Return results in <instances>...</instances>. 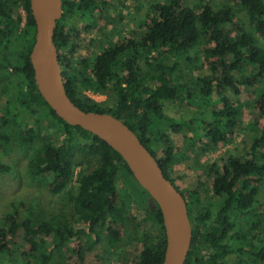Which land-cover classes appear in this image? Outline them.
Wrapping results in <instances>:
<instances>
[{
  "label": "trees",
  "instance_id": "1",
  "mask_svg": "<svg viewBox=\"0 0 264 264\" xmlns=\"http://www.w3.org/2000/svg\"><path fill=\"white\" fill-rule=\"evenodd\" d=\"M20 1L24 17L15 8L16 0H0V74L7 73L8 78L11 77L2 85L0 92L6 94L10 87L13 88L9 98L17 107L32 115L42 114L57 121L64 137L59 140L44 137L34 123L15 132L8 127L9 120L15 114L0 115V144L6 150L13 136L20 139L21 146H30L41 140L38 147L41 162L37 160V156H32L28 160V168L32 169L33 176L49 172L51 180L48 191L54 195L66 191L73 220L85 225L80 227L62 222L58 218L60 213L52 217L53 221H48L43 212H30L29 218L21 222H16L12 216L6 217L4 224L8 227L7 232L13 234L16 228H20L21 243L28 242L31 249L42 248L45 242L44 239L36 242L37 236L52 234L54 244L47 253L40 254L45 263L53 259L55 252L60 257L59 252L65 243L80 233L88 238L93 234L96 240L104 237L110 247H117L120 227L126 220L127 212L131 206L141 205L142 219L149 223L150 228L145 233L147 238L137 236V239L143 240L144 246L134 264H160L165 249V233L162 213L157 204L148 206L150 195L136 182L117 151L79 125L65 122L41 96L29 59L34 42L35 21L30 1ZM65 1L75 11L78 0ZM226 1L238 2L241 8L246 9L249 24L264 39V1ZM78 2L80 9H89L93 4L92 0ZM152 10L156 16L151 18L141 40H136L133 46V49L141 51L144 56L141 58V62L145 64L142 70L138 57L133 58L134 51L129 49L131 46L122 49L110 41L107 46L99 47L89 60L93 73L91 77L84 70L71 69L69 62L61 56V51L67 45L63 32V15L56 21L53 37L61 66H66L68 70L65 88L70 99L84 110L110 113L122 120L154 155L163 174L173 183L169 176V166L177 154L170 146V140L193 120L163 115L162 99H173L183 94L187 100L194 99L199 103L205 99L208 102L212 93L221 87L228 86L238 91L239 84L252 86L257 79L264 77V45L258 44L253 33L243 27L230 3L214 8L208 3L193 7L182 3V0H163L152 4ZM202 40L212 42L210 47L203 50V59L210 63L211 74L200 75L190 68L186 73V69L181 68L178 61L167 63L166 56L171 54L181 55L184 61L188 60L189 51ZM118 63L124 66V72L115 82L112 103L88 98L84 89L108 91L112 75L118 74H113ZM246 66L255 68L246 79L232 74L234 70L243 72ZM218 67H221V71L219 75H215ZM179 74H184L186 80H180ZM225 100L227 101L221 95L218 98L220 103ZM256 103L264 112V89L258 92ZM224 104L221 109L211 113L209 120L203 117L198 119L206 126L203 138H211L216 142L217 139L225 140L226 136L235 133L234 126L238 121L240 107L231 102ZM157 122H161L163 128L154 130ZM228 159L229 163L221 169L217 166L213 169V172L218 173L213 179V189L216 195L223 197V203L215 213L207 206H195L192 204L193 197L182 193L191 223V245L185 264H227L228 255L241 251L235 245L250 232L236 228L240 224L235 219L236 214L242 219H250V228L258 226V222L252 217L255 214L253 206L258 184H264V131L260 130L252 136L244 157L229 156ZM0 170L9 171L10 167L0 164ZM117 178L128 185L126 197L118 193ZM97 226L102 227L101 231H96ZM253 238L254 234L248 241L251 243ZM262 240L261 245H253L250 254L264 263V237ZM0 251L15 258L14 251L1 243ZM27 256L26 251L21 253L26 264H36L27 260ZM54 260V264H66L60 258Z\"/></svg>",
  "mask_w": 264,
  "mask_h": 264
},
{
  "label": "rangeland",
  "instance_id": "2",
  "mask_svg": "<svg viewBox=\"0 0 264 264\" xmlns=\"http://www.w3.org/2000/svg\"><path fill=\"white\" fill-rule=\"evenodd\" d=\"M156 2H163V0H98V6L89 9L82 8L79 13L73 11L72 14H68L66 28L71 29L73 32H71L70 44L62 52L64 55H69L71 69H77L81 65V61H89L94 52H97L102 45L106 46L109 41L116 45L125 46L127 37L123 36L121 31L126 28L123 21L130 16L135 21V27H130L134 32L131 38L138 40L139 19L145 20L146 25L150 23L151 18L156 16V13L152 10V4ZM182 3L193 7H201L204 3H208L214 8L230 3L236 11L235 15L240 18L243 27L253 33L258 44L264 45V39L249 24L246 9L241 8L238 2L182 0ZM15 8L24 17L20 0H16ZM98 9H102V13H99ZM127 33L126 31L125 34ZM232 33L235 34L234 31ZM211 45L212 42L202 40L189 51L188 60L184 61L181 55L171 54L166 56V61L169 64L178 61L180 67L186 69V73H188V70L193 69L194 72L200 75L211 74L210 63L203 59V50ZM119 67L120 64L114 67L116 73H118ZM217 69L215 75H219L221 67ZM254 70L255 68L246 66L243 72L234 70L232 74L246 79ZM1 74L0 89L11 78L10 76L8 78L7 73L2 74L4 76ZM179 79L186 80L184 74H179ZM114 87L115 84L111 83L108 84V91L99 92L84 89L83 92L94 101L111 104L112 102L109 99L115 97ZM261 89H264V77L257 79L252 86L239 84L238 91L228 86L221 87L212 93L208 102L205 99L200 100L199 103L195 102L194 99L187 100L183 94L173 99H162L163 115L174 119L193 120L191 124L173 135L170 140V146L177 155H175L169 166V176L179 191L186 196L193 197L192 204L195 206L204 205L209 207L212 212H216L218 206L223 203V197L216 195L213 189V179L218 175V173L213 172L214 167L217 166L221 169L228 164L229 156L232 158L244 157L252 142V136L260 130L264 131V112L258 108L256 103L258 92ZM12 92L13 88L11 87L6 94L0 92V115L15 114V117L9 120V129L11 127L17 132L34 123L41 130L44 137L52 140H59L64 137L57 121L42 114L32 115L29 111L17 107L9 98ZM220 95L227 99L224 103H236L240 108L237 115L238 121L234 126L235 133L232 136H226L225 140L217 139L216 142H213L211 138L205 139L202 137L206 126L198 119L203 117L209 120L212 112L221 109L225 105L218 101ZM153 128L154 130L163 128L162 123H155ZM18 139L13 136L6 150L0 144V164H6L10 167L9 171L3 172L0 170V230L3 229L0 234V243L5 248L13 250L15 257L12 258L7 252L0 251V264H26L25 259L21 257V253L25 251L28 254L27 260L29 259L31 263L41 264L44 263V260L40 254L41 252L47 253L52 247L55 242L53 235L37 236L35 238L36 242L39 243L40 239H44L45 242L42 244V248L40 246V248L31 249L28 242L21 243L22 233L20 228H16L13 234L7 232L8 227L4 224L6 217L12 216L16 219V222H21L29 218L30 212L33 214L43 212L45 219L53 221L52 217L60 213L58 218L62 222L80 227L84 226L85 223L73 220L71 203H69L66 191L55 195L48 191V183L51 180L49 172H42L33 176L32 169L28 168V160L32 156L33 158L37 156V160L41 162V151L38 149L41 140L33 142L30 146H21L20 139ZM72 185L76 186L75 183ZM116 185L119 195L126 197L128 194L127 183L121 178H117ZM147 204L150 207L155 205L150 198ZM253 207L255 214L252 219L258 222L257 227L250 228V219H242L240 215H235V219L240 222L236 228L250 233L247 234L246 238L243 237L236 243V249H241V251L228 255L227 264H264L259 258L255 259L250 254L253 245L259 246L263 243L264 184H258L256 202ZM142 212L143 207L141 205L131 206L126 214L124 224L120 227V241L117 243V247H110L104 237L96 240L93 234L88 238L80 233L77 237L65 243L59 252L60 257L55 252L53 259L45 261L44 264H54V258H60L66 264H134L139 259L144 246L143 240L137 239V236L147 238L145 233L150 228L149 223L143 221ZM239 218H241L240 221ZM101 229V226L96 227V231H101ZM252 234L255 235V238L250 243L248 238ZM203 261L206 263L205 258H203Z\"/></svg>",
  "mask_w": 264,
  "mask_h": 264
},
{
  "label": "water",
  "instance_id": "3",
  "mask_svg": "<svg viewBox=\"0 0 264 264\" xmlns=\"http://www.w3.org/2000/svg\"><path fill=\"white\" fill-rule=\"evenodd\" d=\"M29 1L35 21L29 59L41 96L65 122L93 133L121 155L136 182L162 213L165 249L160 264H185L191 245V223L182 192L163 174L154 155L122 120L110 113L84 110L70 99L53 37L56 21L62 14V0Z\"/></svg>",
  "mask_w": 264,
  "mask_h": 264
},
{
  "label": "flooded vegetation",
  "instance_id": "4",
  "mask_svg": "<svg viewBox=\"0 0 264 264\" xmlns=\"http://www.w3.org/2000/svg\"><path fill=\"white\" fill-rule=\"evenodd\" d=\"M78 1H83V0H78ZM92 1H93V4L91 5V7L98 6V0H92ZM128 1H133V0H128ZM77 2L75 4L76 5L75 6L76 7L75 8V12H77L80 9V7H81V5L79 4V2L78 3ZM73 11L74 10H72L69 7V4L67 3V1L62 0V14L61 15H63V19H62V22H63V32H64V36L66 38L67 45L70 44V36H71V32H73V31H71V29L68 30L66 28V23L68 22L67 15L70 14V13L72 14ZM97 11L99 13H102V9H100V10L98 9ZM81 20H83V19H81ZM109 20H112V19H109ZM123 22H124L123 23L124 24V27H126V28L125 29L123 28V30L121 31V33H123V36L125 35L127 37V40H126L125 46H123V45L120 44V45H117V47H121V48L125 47L124 49H126L128 46H131L132 48L130 47L129 49H131V50L134 51L133 52L134 53L133 54V58L135 59V57H138V60L140 62L139 63L140 64L139 65L140 66V70H142L145 64L141 62V58H144V56L141 53V51L137 52L135 49H133V46L136 43V40L133 39V38H131V35L134 32L132 31L133 29L130 28V27H135V21L132 20V17L130 16V17H128V19H125ZM138 25H139L138 26V28H139V38H138V40L140 41L141 40V36L144 33L145 28H146L145 20H141V18H140ZM126 31L128 32L127 34H125ZM67 45H66L65 48H63V50L67 48ZM61 56H62L63 60L68 61L69 62V65H70L69 55L68 56L66 54L64 55V53L61 51ZM118 64H120V67L118 69V74H117V76L112 75L113 77H111V79H110V81H109L108 84H111V83L115 84V82L117 81V77L118 76H121L122 73L124 72V66L122 67V64L121 63H118ZM66 68H67L66 66L65 67H62V69H64V70H62L64 82H66L67 75H68L67 74L68 70ZM77 69H78V71L84 70V73L85 74H89L92 77V74L93 73H92V69L90 67L89 61H86V62L85 61H81V65ZM113 74H115L114 69H113ZM109 100H111V102H112L113 101V98L111 99V97H110Z\"/></svg>",
  "mask_w": 264,
  "mask_h": 264
}]
</instances>
